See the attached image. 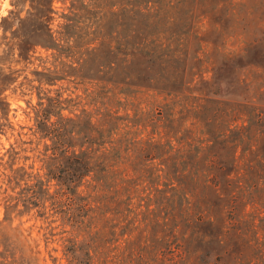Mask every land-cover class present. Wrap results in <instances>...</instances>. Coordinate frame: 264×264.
Returning a JSON list of instances; mask_svg holds the SVG:
<instances>
[{
    "label": "trees",
    "instance_id": "1",
    "mask_svg": "<svg viewBox=\"0 0 264 264\" xmlns=\"http://www.w3.org/2000/svg\"><path fill=\"white\" fill-rule=\"evenodd\" d=\"M13 1L15 5L28 3L22 31L16 36L19 54L27 58L36 44L56 46L50 27L52 0ZM77 1L85 9L97 11L93 29L98 34L88 38L89 47L71 64V70L82 76V66L87 65L102 72L92 79L106 93L105 108L95 119L85 109L71 116L63 114L61 109L70 98L39 88L43 80L52 83L63 76H56L57 68L34 70L38 81L34 85V131L49 142L43 143L40 156L44 178L33 175L26 202L39 205L40 195L45 193L43 199L55 207L60 196L69 193L66 205L71 204V213L59 209L68 219L71 216L74 232L69 264H105V250L115 249L120 235L137 229L139 219L134 218L132 198L135 187L150 180L149 199L170 210L149 216L144 226L173 224L169 236L178 233L182 238L174 242L176 253L200 264H236V256L246 258L243 252L249 244L245 234L250 223L234 221L233 212L246 195V187L248 195L264 189V62L257 64L250 58L237 67L241 73L237 83L243 89L237 97L226 100L197 94L187 102L184 76L199 0ZM13 17L21 20L16 13ZM108 19L114 27L109 32L102 27ZM119 32L120 48L115 49L113 38ZM102 44L113 55L120 53V59L111 60L105 71L91 63ZM237 54H244V49ZM121 75L128 81L118 79ZM143 88L161 95L145 111L126 97L130 90L145 92ZM181 132L193 134L195 143L183 144ZM50 179L56 180V186L48 192ZM262 195H255V200ZM126 226L129 229L124 231ZM127 240L134 248L135 240ZM175 249L169 248L171 253Z\"/></svg>",
    "mask_w": 264,
    "mask_h": 264
},
{
    "label": "rangeland",
    "instance_id": "2",
    "mask_svg": "<svg viewBox=\"0 0 264 264\" xmlns=\"http://www.w3.org/2000/svg\"><path fill=\"white\" fill-rule=\"evenodd\" d=\"M133 1L139 3L143 0ZM13 2L0 0V264H69L68 253L74 232L70 225L71 216L69 220L59 210L62 208L71 213V204L66 205L69 193L60 196V203L58 201L55 207H51L48 199H43L45 193L40 195L39 205L26 202V196L30 194L29 186L34 181L33 175L44 178L40 156L43 143L49 142L34 131L33 106L37 100L34 85H38L34 70L57 68L56 76H63L52 83L43 80L39 87L43 91L48 90L47 94L58 93L62 98H70L64 103L65 108L61 109L63 114L71 116L85 109L91 111L94 119L97 118L105 108L106 93L94 84L92 77H100L102 72H95L84 65L81 76L71 70V64H76L89 47L85 43L88 38L98 34L94 30L98 13L80 6L77 0L74 3L71 0H52L50 27L56 46L46 48L36 44L33 51H29L30 55L24 58L15 42L22 31L21 21H24L28 3L15 5ZM183 11L189 12L186 9ZM13 13L21 20L14 18ZM194 14L184 76V93L188 97L185 100L190 102L191 97L197 94L233 99L243 91L237 83L241 76L237 67L248 63L250 58L257 64L264 62V0H199ZM102 27L108 32L114 28L109 19L104 20ZM119 35L122 32L116 33L113 38L115 49L120 48ZM240 49H244V54H237ZM119 56L120 53L113 55L102 44L91 63L105 71L106 65L111 60L117 62ZM109 75L106 71L105 76ZM244 75L249 76L248 73ZM118 79L128 81L122 75ZM246 80L249 81V78ZM131 90L126 96L127 101L137 104L144 111L154 98L161 99V95L151 89L143 88L145 92L136 93ZM118 109L119 113L123 111L121 107ZM128 111L131 113L132 109L128 108ZM50 119H55V116ZM146 129L150 130V126ZM178 135H181L183 144L195 143L193 134L188 136L186 132H181ZM170 142L175 140L170 138ZM26 172L31 176H27ZM55 182V179L48 181V192L53 191ZM150 193V180H142L135 187L136 195L132 201L136 213L134 218L139 219L138 227L120 235L115 249L105 250L106 255L101 252L105 264H113V261L114 264H200L183 253H176L174 242L182 238L178 233L174 234L176 237L169 236L173 224L144 226V220L149 216L158 217L170 210L149 199ZM261 193V200H255L254 196ZM245 194L236 204L233 218L234 221L250 223L245 234L249 247L243 252L246 258L236 256L235 262L264 264V189L248 195L246 187ZM252 200L255 201L252 203ZM5 204L9 206L5 208ZM66 206H70L69 209ZM128 229L129 226L123 228L124 231ZM126 238L135 240L134 248H130ZM157 248L162 252H155ZM169 248L175 251L171 253ZM111 255L115 256L110 261ZM98 260L101 261L99 255Z\"/></svg>",
    "mask_w": 264,
    "mask_h": 264
}]
</instances>
